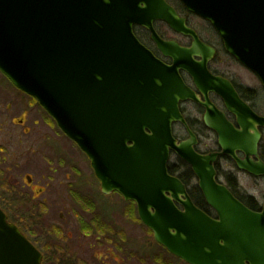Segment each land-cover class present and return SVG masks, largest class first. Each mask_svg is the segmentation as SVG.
<instances>
[{"label":"water","instance_id":"95a60500","mask_svg":"<svg viewBox=\"0 0 264 264\" xmlns=\"http://www.w3.org/2000/svg\"><path fill=\"white\" fill-rule=\"evenodd\" d=\"M182 1L211 21L226 50L264 85V0ZM185 19L166 0H0V70L86 152L102 193L117 190L137 203L142 222L171 254L188 264H264V210L237 198L216 167L219 156L230 154L241 170L264 176V162L252 157L264 116L209 71L215 50ZM156 20L191 36L192 46L162 38ZM135 25L152 32L172 64L139 40ZM180 68L189 70L205 100L185 84ZM210 90L230 104L241 129L211 101ZM187 99L206 107L204 121L219 135L220 152L196 149L197 136L181 112ZM177 122L187 126L188 139L175 137ZM171 152L190 164L216 216L171 173ZM42 257L0 206V264H43Z\"/></svg>","mask_w":264,"mask_h":264},{"label":"flooded vegetation","instance_id":"af4514ba","mask_svg":"<svg viewBox=\"0 0 264 264\" xmlns=\"http://www.w3.org/2000/svg\"><path fill=\"white\" fill-rule=\"evenodd\" d=\"M167 2L174 6L175 10H177L181 16L186 17L185 20H187V24L196 30L201 40L215 50L212 58L207 60L209 71L212 72L214 76H220L230 82L234 91L238 93V96L243 101L247 102L250 108H252L258 116H264V85L262 80L259 79L254 71L248 69L240 60H237L228 52V50L225 49L223 38L209 20L203 19V17L190 12L186 9L187 7L182 0H167ZM191 16H195L199 20H202L205 24L204 29L195 25L193 26L191 20H189ZM160 24L166 26L167 29L172 30L175 34H168L163 30L161 31L159 28ZM155 26L157 32L162 38L172 41L176 40L183 46H192L193 38L191 36L174 31L166 22L157 20L155 21ZM134 29L142 43L153 50V52L166 63L172 64L173 59L164 55V53H161L155 40H153L152 32L149 29L141 25H135ZM196 58L202 59L201 57ZM235 65L250 72L256 81L251 82L242 79L243 74L240 70L236 71L235 68H233ZM179 72L181 73L184 82L195 90L196 93L200 94L201 98L205 100L204 94L198 89L196 83H194V77L189 70L187 68H180ZM0 86L7 89L6 92L8 94H6L7 97L9 95L10 99L6 105L8 109L15 110L13 114H11V123L15 127L14 130L17 131V136H20L18 144L11 143V136L9 135L7 139L4 140L5 144L0 145V152L4 151L3 154H0V164L3 163L2 161L5 162V167L0 166V176L5 179L4 184H0V196L10 194L12 196H22L25 198L23 202L27 204L28 208H42L43 213L46 214H49V210L52 208L50 200H53L55 203L59 200L60 203H62L60 204V206H62V210L59 213L60 218L54 220L52 223H47L45 226V234L47 236V238H44L45 246L48 247L50 252L66 253L70 250L67 245L60 247L55 244L53 247L52 243L49 242L51 241L50 238L57 237L63 239L64 242H67L71 247H74L75 241L73 242L72 240L76 238V231H79L78 236L81 234L83 237L96 238L95 244L90 243L93 247L94 245L95 247H97V245L103 247L106 245L104 242L106 241L111 244L114 252L116 248H118V250H124L123 253L128 255L129 259L137 258L138 260H143L146 258L143 255V250L139 253V256L138 249L132 251V247L129 244L130 237H128L126 233L128 229L127 215L128 217L130 216L131 219L134 216L140 218L137 204L133 201L125 200L124 196L118 191L106 195L102 194L101 183L97 178L96 173H94L91 163L89 162L90 164L87 165L89 173H86V171H84L79 165L71 163L69 137L59 127L58 122L55 121L51 114L44 109L41 103L27 91H22L15 86L14 83L2 73V71H0ZM208 93L211 101L218 109L226 114L228 121L234 124L236 128L241 129L242 127L238 124L237 113L230 110V104L227 103L225 98L220 93H216L213 90H210ZM180 105L183 116H185L188 125L197 136L198 143L195 146L196 149L202 153H210L212 151L220 152L222 147L219 145V135L214 129L208 127L204 121L206 107L191 99L181 102ZM9 112L10 110L8 113ZM256 126L258 132L261 133V137L257 143V154H253L252 157L257 161L264 162V125L261 126L257 124ZM173 127L176 137L180 140L188 139L189 133L187 126L182 122H177ZM4 130L5 128H2L0 129V132L3 133ZM252 132L254 131L252 130ZM212 136L214 137L213 140L215 147L212 145H208L209 147L205 145V147H203L205 144V138L206 140H211ZM237 155L241 158L246 157L243 150H237ZM221 158H227L233 161L235 166H237L233 156L228 154L219 156V159L216 161V167ZM83 159L86 161L84 156ZM218 165L221 170H224V168L220 166V162ZM238 169L241 170L239 167ZM224 171L234 174L236 177L238 192L243 198L248 200L250 208L258 211L264 210V194L257 195L256 193L254 194L249 191L246 187H242L237 171H234V169ZM241 171L246 172V174L253 179H264V176L252 175L245 170ZM219 172L218 169V177H220ZM93 181L99 186L97 192L99 191V193L102 194L101 196L105 198L107 197L106 200H102L103 203L98 200V197L101 196H95L94 198L92 195H88L87 192L83 191L85 187L92 186L94 184ZM60 188H63L62 191L65 193L60 191L57 193ZM48 192L49 197L44 194ZM52 192H54V196L50 194ZM112 196L118 197L111 198ZM4 202L6 203H1L0 201V205L7 210V202L10 203V201L4 198ZM74 205L77 207L83 206L81 210L92 216H90V218L86 217V219L79 218L77 221L76 207L70 208ZM11 206L12 203H10V207ZM118 206H120L121 209L117 210ZM126 206L127 210L124 213H121ZM125 216L126 219L124 220ZM48 217L50 218L51 215ZM41 218L42 223L45 221V224V218H43V216ZM74 218L76 221L75 226ZM30 220L33 221L31 218ZM18 226L20 227L19 224ZM30 227L31 232H29L28 235H36V229L33 226ZM23 230L25 231V229ZM32 241L39 250L43 251L44 262H53L52 258H48L47 249H45V247H40L35 240ZM161 246L163 245H160V247ZM77 247H80V244ZM111 247L108 246L106 250L110 251ZM102 249H98V251H102ZM162 257L165 258V255L157 253L155 259L157 258L156 260H158ZM116 261L119 263L118 260ZM81 264L86 263L81 261ZM104 264L107 263L104 262Z\"/></svg>","mask_w":264,"mask_h":264},{"label":"rangeland","instance_id":"374dc122","mask_svg":"<svg viewBox=\"0 0 264 264\" xmlns=\"http://www.w3.org/2000/svg\"><path fill=\"white\" fill-rule=\"evenodd\" d=\"M193 26H197L201 29H204L205 24L202 22V20H199L197 17L195 16H191L190 19ZM159 28L161 29V31H165L168 34H175L172 30L167 29L166 26L164 25H159ZM234 62V61H233ZM233 68H235L236 71L240 70V72L243 74V78L245 80L251 81V82H255V78L254 76L248 72L247 70H244L242 67L235 65ZM7 89L4 87L0 86V129L5 128L4 132H0V145H4L5 142L4 140L7 139V137L10 135L11 136V143L13 144H18V140L20 138V136H17V131L14 130L15 127L14 125L11 123V114H13V112L15 111L14 109H8L6 103H8V100L10 99L9 95L7 97ZM7 93V94H6ZM10 110V112L8 113V111ZM9 114V115H8ZM10 117V118H9ZM213 136L212 139L209 140L205 138L204 142L205 144L203 145V147H205V145H212L214 146V140H213ZM70 153H71V163L77 164L79 165L82 169H84V171H86V173L88 172L87 170V165H89L90 163L88 162V159L85 155V153L83 151H81V149L79 147H77V145L75 144V142L70 141ZM208 146V147H209ZM215 147V146H214ZM3 152H0V154H3ZM83 156L85 157L86 161L83 159ZM177 156L173 155L172 156V160H177L176 159ZM1 162V161H0ZM3 163L0 164V166L5 167V162L2 161ZM220 162V166L224 168V170H232L234 169V171H237V175L240 179V183L242 185V187H246L249 191H251L252 193H256L257 195H262L264 194V179H253L251 176L247 175L246 172H242L241 170L238 169L237 166H235L234 162L227 159V158H221L218 161V164ZM89 173V172H88ZM0 184H4L5 179L4 177L0 176ZM221 180H223L226 183V178L225 176L222 174L220 175ZM20 179V178H19ZM88 179V177H87ZM94 184L90 187H85L83 191L87 192L88 195H92L94 198L95 196H101L102 194L99 193L98 190V184L93 181ZM63 188L58 189V192H62L65 193L64 191H62ZM87 189V190H86ZM61 193V194H62ZM45 196L49 195L48 193H44ZM52 196H54V192L50 193ZM57 195V194H56ZM9 199V201L12 203V207L13 208H18L16 209L17 212L18 210L21 211L20 215H18V213L16 211H13L10 209V205L7 202V209H9V213H13L12 214V219L13 221H15L16 223H18L20 225L21 228L25 229L27 235L29 232H31V227L33 226L36 231L37 234L30 236L28 235L29 239L31 240H35L37 242V244L44 248L47 249L48 251V258H52L53 262L48 261L45 264H81V261L86 263V264H104V262H106L107 264H187L184 260H179L175 257V255H171L166 253L163 251V247L160 245H158L155 240L153 239V234L152 231L149 230L144 224L141 223L140 219L138 217H133L132 219L130 218V216L128 217L127 215V235L128 237H130L129 239V244L132 247V251H136V249L139 250L138 252V256L140 255L139 253L142 252L143 250V255L146 257L143 260H138L137 258H128V255H126L124 252V250H118V248H116L115 252L111 247L110 243H107L106 241H104L106 243L105 246L103 247H99V245H97V247H94L92 245H90V243H94L96 242V238L95 237H83L81 234L78 236L79 231H76V238H74L72 241H75V245L74 247L70 246L69 243L64 242L63 239H59L57 237H52L50 238L51 241H49L50 243H52V246L54 247V245L56 244L57 246H68L70 248L69 252L66 253H59V252H50V250L48 249L47 246H45V237L47 238L45 232H46V228L45 226L47 225V223H52L54 222V220H58L59 217V213L62 210V206H60V201L58 200L57 203L53 202V200H50L51 203V209L49 210V214L47 215L46 213H43V209L42 208H36V207H29L27 206L26 203H24L22 200H25L24 197H20L18 195H14L12 196L10 195H6ZM3 196H0V201L1 203H6L4 202V198H2ZM49 197V196H48ZM115 196H112L111 198H114ZM118 197V196H116ZM115 197V198H116ZM61 198V197H60ZM107 197H98V200L101 201L103 203L102 200H106ZM76 207V216H77V221L78 219H86V217L90 218V214H87L86 212L84 213V211H82L81 209L83 208V206H71L70 208H74ZM22 208V209H21ZM31 208V209H30ZM121 209L120 206L117 207V210ZM124 210L121 213H124L127 210V206L126 208H123ZM113 211V210H112ZM117 212V211H116ZM24 214V215H23ZM43 218H45L46 223L44 224V222L42 223V216ZM51 215V217L49 218L48 216ZM33 219V221L30 220ZM49 218V219H48ZM131 220H130V219ZM126 219V216L124 218V220ZM76 224L75 218H74V226ZM44 227V228H43ZM94 238V239H93ZM80 247H77L79 246ZM108 246H110L111 250H106V248H108ZM114 246V245H113ZM41 248V249H42ZM103 248V249H102ZM98 249H102V251H98ZM164 254L165 258H160L158 260L155 259L156 254ZM118 260L119 263L115 260ZM164 260V261H162ZM162 261V262H161Z\"/></svg>","mask_w":264,"mask_h":264},{"label":"trees","instance_id":"16d2710c","mask_svg":"<svg viewBox=\"0 0 264 264\" xmlns=\"http://www.w3.org/2000/svg\"><path fill=\"white\" fill-rule=\"evenodd\" d=\"M177 160H173L169 163V170H171L172 173L178 175L181 177L182 180H184L188 186H189V191L190 194L193 198V200H195V202L197 203V205L200 208H203L204 210H206L209 214H215V211L212 210V208L209 206V204L207 203V200H205L202 189L199 188L197 179L195 177L194 171L193 169L190 167V165H188L182 158L178 157L176 158ZM217 167L219 169V174L220 175H224L226 178V184L229 186V188L232 189V191L243 201L245 202L248 206H250V204L248 203V200L246 198H243L239 192H238V186L236 183V177L234 176V174H231L229 172H226L224 170H221V168L219 167V165L217 164ZM3 198H5L6 200H8L9 198L7 196H3ZM247 200V201H246ZM23 201V200H22ZM11 203V202H10ZM9 203V205H10ZM5 209V208H4ZM11 210L16 211L17 210L15 208H13L12 206L10 207ZM22 209V208H21ZM7 212L9 211V209L6 210ZM18 215H20L21 211L18 210ZM13 214V213H12ZM12 214L8 212L9 217H12ZM24 215V214H23ZM166 253L170 254L168 252L167 249L163 250ZM167 256V255H166ZM176 257V256H175ZM178 259V258H177ZM180 260V259H179Z\"/></svg>","mask_w":264,"mask_h":264}]
</instances>
